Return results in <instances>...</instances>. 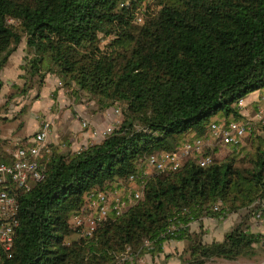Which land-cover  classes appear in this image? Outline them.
Returning a JSON list of instances; mask_svg holds the SVG:
<instances>
[{
  "label": "trees",
  "instance_id": "1",
  "mask_svg": "<svg viewBox=\"0 0 264 264\" xmlns=\"http://www.w3.org/2000/svg\"><path fill=\"white\" fill-rule=\"evenodd\" d=\"M22 41L16 91L55 74L71 96L120 107L122 119L77 151L42 148L43 178L18 193L19 226L3 264H125L126 251L153 258L182 239L180 262L199 264L264 245L243 219L209 242L188 227L201 216L264 213V121L228 163L207 152V167L187 161L150 175L142 198L91 237L71 222L87 193L126 180L148 155L207 137L213 122L243 120L238 101L264 87V0H0V71Z\"/></svg>",
  "mask_w": 264,
  "mask_h": 264
},
{
  "label": "built area",
  "instance_id": "2",
  "mask_svg": "<svg viewBox=\"0 0 264 264\" xmlns=\"http://www.w3.org/2000/svg\"><path fill=\"white\" fill-rule=\"evenodd\" d=\"M137 20L140 21V18ZM237 105H242L241 99ZM113 112L115 115L120 114L117 108ZM263 121L264 118L260 117L259 122ZM118 124L119 122H115L108 125L102 132V138ZM254 125L249 120L216 121L211 123L207 137L186 140L174 150L148 155L141 170L131 174L126 180L118 181L114 187L87 193L82 210L71 218L72 224L81 227L80 235L91 237L99 223L107 217L115 219L121 216L142 198L146 182L153 174L151 171L154 174L174 171L187 161L207 167L213 163L211 155L206 151L213 141L229 146L232 151L241 154L243 140L253 131ZM49 132L50 123L42 122L32 136L22 143H16L8 154L0 157V264L12 257L15 233L19 226L18 193L30 190L43 178L39 157ZM218 208V205L214 207ZM255 216L259 218L261 213L257 212ZM202 217L204 216L200 218ZM145 246H148L147 241ZM137 255L138 252L133 254L126 251L119 257V262L137 264L141 257Z\"/></svg>",
  "mask_w": 264,
  "mask_h": 264
},
{
  "label": "crops",
  "instance_id": "3",
  "mask_svg": "<svg viewBox=\"0 0 264 264\" xmlns=\"http://www.w3.org/2000/svg\"><path fill=\"white\" fill-rule=\"evenodd\" d=\"M21 43L19 48L12 52L7 64L0 72V78L3 82L0 90V105L10 99L9 103L6 104V108L0 109V117L6 118L0 121V139L7 141L5 145H0V156L8 154L12 150L11 145L22 143L32 136L39 129L42 122L50 123V132L44 147L52 146L62 150L77 151L88 143L100 141L103 130L108 125L115 123L114 121L118 117L113 112L114 108L99 109L95 100L90 96L83 97L82 100L76 99L60 85V81L55 74H46L41 86L33 84L24 94L20 93L22 96L18 97L15 102L11 101L12 98L9 97V94L13 93L15 84H23L18 76L21 72L19 66L23 63L26 47L24 42ZM11 64L13 68L11 69L12 72L9 73ZM17 92L19 91L17 90ZM241 100L242 105L239 106V112L243 116V120H249L256 124L259 122L260 117L264 118V87L248 93ZM246 138H244L241 148L246 145ZM208 149L210 150L207 151ZM208 149L206 151L213 153L219 160L231 157L227 156L228 153L232 152L231 148L221 143L213 141ZM252 211L243 209L239 213H231L219 219L204 216L189 223L188 227L191 232L200 234L201 229H203L201 237L204 241L221 240L223 235L233 226V223L240 222V216V219L247 223L246 225L250 231L262 232L256 231V228L261 227L260 225L264 223V213L258 218ZM229 220L232 223L228 224L229 227L225 232L224 227ZM218 232H221L220 238L206 239L209 233L217 235ZM170 241L163 246L165 253L162 252L153 258L145 253L141 255L137 264H155L161 255L169 254L165 251V247ZM183 249L182 247L178 252L175 251L174 257L171 255L170 259L173 261L179 260Z\"/></svg>",
  "mask_w": 264,
  "mask_h": 264
},
{
  "label": "rangeland",
  "instance_id": "4",
  "mask_svg": "<svg viewBox=\"0 0 264 264\" xmlns=\"http://www.w3.org/2000/svg\"><path fill=\"white\" fill-rule=\"evenodd\" d=\"M21 44H23V41H22V43ZM20 45V44H19ZM19 45L17 46V48H19ZM16 48V49H17ZM13 64V63H12ZM12 64L10 65V71H9V73L10 72H12ZM3 69V68H2ZM2 71V70H1ZM0 71V72H1ZM22 73V70H21V72H20V74ZM19 74V75H20ZM19 77V76H18ZM21 79V78H20ZM19 79V80H20ZM22 80V79H21ZM23 81V80H22ZM28 85H29V87H30V82H28ZM20 96H22V94H20L19 92H17L16 91V88H14L13 89V93H12V99H11V101L12 102H15L16 100H17V98L18 97H20ZM5 108H6V106H5ZM0 109H4L1 105H0ZM119 109V111H120V114L119 115H117L118 117H117V119H116V121H114V122H120L121 121V119H122V113H121V111H122V109L119 107L118 108ZM216 117H218V116H216ZM17 123H18V121H17ZM210 149H208L207 151H209ZM233 154H232V152H230V153H228V155L227 156H232ZM240 155L241 154H239V157H240ZM231 160L230 159H225V160H223V161H220V164H225V163H228V162H230ZM234 165H239L237 162L236 163H234ZM153 172V174L155 173L154 171H151V173ZM244 212V211H243ZM246 213V212H245ZM247 214V213H246ZM243 216H242V214H241V218H242ZM246 217V216H245ZM238 219V218H237ZM239 220H241L240 219V216H239ZM245 220H247V219H245ZM232 222H233V219H232ZM231 222V220H229L228 222H227V224L225 225V227H224V231L226 232L227 231V229H228V227H229V223H232ZM239 222V221H238ZM234 224V223H233ZM249 226H250V223H249ZM261 227H257L256 228V231H262V232H259V233H261V234H264V223H262L261 225H260ZM233 227V226H232ZM231 227V228H232ZM231 228H230V230H231ZM254 228V227H253ZM202 230V232H203V229H201ZM213 230H214V228H213ZM202 232H201V234H202ZM222 232V231H221ZM221 232L219 233H217V235L216 234H212V233H209L208 234V236H206V239L207 240H212V239H215V238H220L221 237ZM212 234V235H211ZM211 235V236H210ZM76 237V235H73V236H71L70 238H69V240L71 239V238H75ZM187 240L186 239H182V240H172V241H170L169 243H167V245H166V247H165V251L166 252H169V257H165V254L164 255H161V257L158 259V260H156V262H155V264H182L181 262H180V259L178 260L177 258V260L175 261H173L172 259H170L172 256L171 255H173V257H174V255H175V251H179V250H181V248L183 247H186L187 246ZM263 244H264V241H263ZM177 245V246H176ZM174 246H175V248H174ZM164 252V251H163ZM165 253V252H164ZM214 256H216V257H220V258H213ZM213 257L212 256H210V257H208V258H206V259H203V260H201V261H199V264H264V245H262V244H254L253 245V247H252V249L251 250H247L246 251V253L242 256V257H240L238 260H236V261H228V260H224V259H227V257H222V256H217V255H214ZM221 258H223V259H221Z\"/></svg>",
  "mask_w": 264,
  "mask_h": 264
}]
</instances>
